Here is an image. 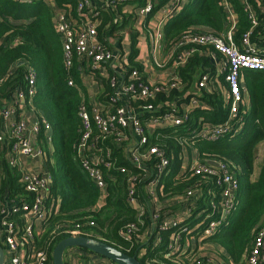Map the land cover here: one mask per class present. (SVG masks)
Instances as JSON below:
<instances>
[{
    "label": "trees",
    "instance_id": "1",
    "mask_svg": "<svg viewBox=\"0 0 264 264\" xmlns=\"http://www.w3.org/2000/svg\"><path fill=\"white\" fill-rule=\"evenodd\" d=\"M132 1L139 5L151 3L148 19L166 0H130ZM248 1L258 20V25L251 29L250 41L262 45L264 12L261 4L263 2ZM224 2L230 6L236 18L232 32L233 41L242 48L241 37L251 28L243 8V0H190L180 10L171 14L163 24L164 54L175 49L183 36L193 32L205 30L220 34L227 30ZM75 5L76 0H31L30 4L20 0H0V104L7 98L14 97L17 91L26 92L25 70L27 66L31 67L35 74L33 85L35 91L31 106L38 116L50 124L49 142L44 144L45 153L41 158L50 176L49 196L45 205L51 207V211L41 222L42 229L35 236L34 242L37 247L47 251L48 264H52V249L55 244L71 236L70 231L75 229L88 231L93 238L103 240L136 257L135 250L141 245L135 243L131 250H127L128 242L123 238L125 226L137 220L135 207L126 200L127 175L111 170L113 179L107 180V194L102 205L97 207L100 199L98 190L83 171L77 155L76 146L80 127L78 106L82 99L81 91L84 92L85 88L76 67L72 69L75 85L67 84L61 38L54 27L59 9H65L73 19L82 16L75 11ZM99 20V31L109 24V29L107 28L109 33L128 27L131 48L130 68L141 70V65L133 60L137 54L135 48L137 33L131 28V15H122L120 24L113 23L106 13L101 14ZM188 49L195 51L177 70L182 88L171 90L167 95L162 93L157 100L160 102L181 96L182 101L193 96L207 104L208 108L193 109L189 119L181 126L163 127L155 131L156 137H151L152 143L164 146L166 155L170 159L171 173L166 178L160 195L178 200L187 187L204 179L192 175L187 167L180 174L177 173L183 145H191L199 160H221L227 163L232 168L238 183L235 203L222 225L212 235L205 237L203 242L219 245L233 263L245 264L256 233L264 226V156L257 166L256 178H252L256 167L257 149L264 142V71L244 70L241 73L249 105L245 104V109L243 111L241 109L232 119L233 124L236 121L242 123L237 134H228L214 141L200 137L191 138L188 134L190 131H198L204 125L210 127L222 124L227 119L228 100L224 74L214 78L215 64L210 57L213 52L212 47L183 43L178 48L181 51ZM215 57L221 59L216 53ZM203 74L211 76L210 88H198L196 85L197 91H190ZM107 88L105 84V90ZM38 139H43L42 129L39 130ZM105 144L112 148L113 155L117 157V165L129 166L121 146H113L111 138L106 139ZM0 169L3 173L0 196L4 190H7V198L25 197L29 200L30 197L19 181L18 170L10 167L4 159H0ZM141 190L138 189L142 192ZM56 199H59V205L55 209L53 201ZM206 202L207 200L199 199L193 213L206 206ZM89 221H93L94 226L89 227ZM195 223L197 219H193V225ZM143 228L145 224L137 232L140 233V229ZM174 230L173 228L158 230L160 240L157 243L153 245L152 237L146 244L144 243L145 255L139 258L142 264H185V257L190 252L183 254L178 251L170 257L166 256L168 240ZM200 230L198 224L193 228V235L199 234ZM207 259V256H202L193 264H213ZM260 264H264V258Z\"/></svg>",
    "mask_w": 264,
    "mask_h": 264
},
{
    "label": "built area",
    "instance_id": "2",
    "mask_svg": "<svg viewBox=\"0 0 264 264\" xmlns=\"http://www.w3.org/2000/svg\"><path fill=\"white\" fill-rule=\"evenodd\" d=\"M30 3L31 0H20ZM130 0H76L75 11L82 16L71 18L65 9H59L55 19V31L61 38L62 60L67 73V84L75 85L72 69L77 68L78 76L85 88L81 91L82 99L78 106L80 120L79 138L77 140V155L81 167L87 177L92 181L100 196L107 194V180L113 179L111 170L127 175L126 200L133 206L139 204L143 192L152 194L160 185L163 177L170 167V159L166 155L162 144L152 143L151 137H156V130L163 127H178L187 121L190 112L195 109H207L208 105L199 102L196 97L188 98V108H183L179 101L181 96L158 101L157 97L171 90L182 88L181 78L177 72L194 49L178 50L183 43L195 45H210L213 52L211 60H217L215 53L221 56V65L217 70L216 78L224 74L228 100L227 119L222 124L202 127L198 131L192 130L188 134L191 138L200 137L214 141L225 135H235L242 123L232 119L242 109H245V90L241 82V73L244 70L264 71V46L250 41L251 29L258 25L254 9L248 0H243V8L250 21L251 28L241 37L239 48L233 41L232 32L236 21L230 6L224 2L228 28L224 33L213 34L205 30L193 32L183 36L182 41L163 58L157 59L159 44L163 39V24L165 18L173 14L182 0H171L163 11L164 17L152 27L148 28V37L153 51V64L157 69L170 66L174 74L164 82L149 80L142 73V69L130 68L129 52L125 54L119 45L120 37L109 33V27L99 31L100 15L102 10L99 4L106 5L113 11L117 6ZM261 7L264 12V0ZM95 3H97L96 7ZM152 5L146 2L142 6L134 7L128 13L135 17L146 16ZM113 19L116 23L118 17ZM108 28V29H107ZM122 41V40H121ZM134 61H136L134 59ZM141 66H145L142 62ZM26 92L17 91L12 97L14 105L4 107L0 104V151L4 152V160L10 167H15L20 173L19 181L30 197L7 198V190L0 196V243L4 250L10 253L8 264H48V253L42 247H37L35 236L39 233L32 221L46 219L51 207L45 205L49 196V173H36L25 171L20 162L21 157H42L45 153L44 144L49 142L50 124L38 116L31 106L34 120L28 125L25 119L11 121L16 112V103L21 99H32L34 95L35 74L31 67L25 70ZM211 76L203 74L197 81V87L210 88ZM107 84V90H105ZM185 99V98H184ZM7 128L8 141H6L4 128ZM42 129L44 142L38 139L39 130ZM111 138L115 143L123 144V152L129 166L117 165V157L113 155L112 148L105 144ZM8 142V145H7ZM182 144V141H180ZM191 174L198 175L200 179L187 187L178 200L186 201V208L179 215L178 222L175 212L160 210H147L139 204L136 208L137 220L128 223L123 229V238L128 242L127 250H131L135 243H139V228L145 224L150 231L175 229L167 245L166 256L180 252L183 235H190L193 239V227L200 225L199 238L212 235L222 225L229 215L235 201L238 183L232 168L221 160L191 161L189 166ZM3 173L0 169V188ZM138 189H142L138 191ZM205 191L208 195L207 205L197 210L194 203ZM200 198V199H201ZM169 203H174L173 201ZM5 204L10 205L8 217L3 216ZM196 204V203H195ZM169 207V206H168ZM165 208L164 210L168 209ZM174 214V215H173ZM169 215L171 217H169ZM173 215V216H172ZM169 218H168V217ZM144 219V220H143ZM193 219L197 223L193 225ZM191 224V225H190ZM89 227L94 226L93 221L88 222ZM78 227V225H77ZM71 236L92 237L90 232L83 230L70 231ZM191 239V240H192ZM21 247L25 249L22 254ZM207 261L210 258L207 256ZM264 258V226L261 227L254 238L252 248L247 255L245 264H260ZM193 264V262H192Z\"/></svg>",
    "mask_w": 264,
    "mask_h": 264
},
{
    "label": "crops",
    "instance_id": "3",
    "mask_svg": "<svg viewBox=\"0 0 264 264\" xmlns=\"http://www.w3.org/2000/svg\"><path fill=\"white\" fill-rule=\"evenodd\" d=\"M189 1L190 0H182L180 5L178 6V8H176L175 10L176 11L180 10ZM170 2H171V0H166L165 2H163L156 9V11L152 14V16L149 17L148 19H147V15L143 16V17H140V16L135 17L134 14L130 13L131 21H132L131 28L133 29V31H136V33H137L136 37H135V39H136L135 48L137 49V54L134 57V59L136 60L134 62L135 63L142 62L143 64H145V66H141V69H142L141 71L144 74V76L147 77L149 80L164 82L165 80H167L169 77H171L174 74V71H172L170 66H165L162 69H157L155 67V65L152 62V60H153L152 46H151V42H150V39H149L148 34H147V32H148L147 30L150 26L152 27L158 21L162 20V18L164 17L163 11H164L165 7L170 4ZM30 3H28V4H30ZM95 5L97 8H99V7L101 8L102 14L103 13L108 14L112 20L115 19L114 16L118 17L117 22L119 24L122 21L121 20L122 15L129 14L128 12L131 9H133L134 7L142 6V5H139L135 1H132V2L129 1L127 3L118 5L116 10L113 11L112 9H110L106 5L99 4L100 5L99 7L97 6V3H95ZM234 18H235V16H234ZM166 19H167V17L165 18V20ZM235 21H236V18H235ZM127 28L128 27H126L123 30H118V31L115 30V33L122 40V41L119 40V45L121 46V48H122V45H121L122 42L128 44V46H129L128 52H129V57H130V53H131L130 32ZM161 42H162V45L160 46V48L157 49V52L154 53V56L157 59H161L164 56L163 39ZM259 46L263 47L264 42L262 43V45H259ZM214 64H215V71H214V76H215L217 73V70L219 68V65H221L220 59L217 58V60L214 61ZM241 82L243 84L242 80H241ZM196 85H197V83H195V85L192 87V89H190V91H192V90L197 91ZM244 97H245L244 98L245 103L248 106L249 105L248 98L246 96H244ZM31 102H32V99L28 100L27 98L21 99L20 101H18L16 103V112L12 115L11 121H15L16 119L21 118V119H25L26 122L28 123V125L30 123H32L35 115L33 114V111L31 109ZM199 102H200V104L202 103L201 101H199ZM1 104L4 107H11L14 105V102H13L12 97H9L6 100H4V102H2ZM179 104L183 108L189 107L188 100H182V101L180 100ZM204 127H207V125H204ZM0 130H2V128H0ZM4 132H5V137L7 139L6 141H8V133H7L6 127L4 128ZM43 142H44V136H43V139L41 140L40 143L43 144ZM45 143H47V142H45ZM113 144H114L113 146L119 145V146L123 147L122 143L117 144V143L113 142ZM7 145H8V142H7ZM182 147H183L182 153L179 157L180 165H179V168L177 169V173H179V174L181 173L182 170H184L186 167L189 166L191 161H194V159L196 158L195 149L191 145H189V144L185 145V146L183 145ZM0 159H4V152L3 151H0ZM19 163L22 164L25 171L43 173V174L48 173L47 166L42 161L41 157H35V158L21 157ZM170 173H171V171H170V167H169V170L166 172V174L163 177L160 185H164L165 180L169 176ZM158 189H160V188L157 186L152 194H148L146 192H143V197L141 198L139 204L142 205L147 210H160L162 213H164V211H169L170 213L175 212L177 215L173 214L174 215V216L172 215L173 218L177 217L178 222H181L182 219L180 218L179 215L186 208V206H185L186 201L185 200H177V199L172 198V197L166 198V196L161 197ZM105 196H100V194H99L100 199H99V203L97 204V207L102 205ZM201 196H202V198L200 197L201 199H203L205 201L208 200V195H207V193H205V191L202 192ZM198 200H197V202H198ZM171 201H173L174 203H169ZM53 202H54V204H53L54 208L56 209L59 205V199H56ZM195 203H194V206H196ZM139 204L135 203L133 207H135V209H136V208H138ZM206 204H207V202H206ZM198 206H199V204H198ZM167 207H168V209L164 210ZM9 211H10V205L5 204L3 216L7 218L9 216L8 215ZM169 217H171V216L169 215ZM32 222L34 224V227L36 228V232L40 233V231L42 229L41 223H40V225L35 226L37 220H34ZM189 236L190 235H183V239L181 241L182 246L180 249V253L184 254V253L190 252V254L187 257H185V264H192V262H194L195 260H197L198 258H200L202 256H208L211 260V263H213V264H236V263L232 262V260L229 258V256L225 252V250L222 247H220L219 245L214 244L213 242H203L204 238L196 239V237H198L197 235H193V239H192V237L189 239ZM151 237H152L151 241H152L153 245L160 240L159 232H152V231H150L149 227L146 228V226H145V228L140 229L138 239H139V243H141V245L138 248H136V250H135V253L137 254L138 259L144 257L145 251H146V246L144 245V243L146 244V242L149 241ZM169 240H170V238H169ZM169 240H168V242H169ZM20 252L22 254H25V249L23 247H21ZM9 258H10V253L8 251L4 250V264H8ZM63 263L64 264H115L111 260H109L105 257H102V256H100L94 252H91V251H88L85 249H80L77 247H71V248H68L64 251Z\"/></svg>",
    "mask_w": 264,
    "mask_h": 264
},
{
    "label": "water",
    "instance_id": "4",
    "mask_svg": "<svg viewBox=\"0 0 264 264\" xmlns=\"http://www.w3.org/2000/svg\"><path fill=\"white\" fill-rule=\"evenodd\" d=\"M71 247H81L105 257L115 264H142L135 256L127 254L111 244L87 236H68L58 241L52 249V264H64L63 253ZM0 264H4V249L0 243Z\"/></svg>",
    "mask_w": 264,
    "mask_h": 264
},
{
    "label": "rangeland",
    "instance_id": "5",
    "mask_svg": "<svg viewBox=\"0 0 264 264\" xmlns=\"http://www.w3.org/2000/svg\"><path fill=\"white\" fill-rule=\"evenodd\" d=\"M121 45H122V51H123L125 54H127L128 51H129V46H128V44L122 42ZM161 45H162V42L159 44V48H160ZM263 156H264V142H263L262 144H260V145H259V148L257 149L256 167H255L254 172H253V174H252V178H253V179L256 178L257 170H258L257 166H259L260 160H261V158H262ZM40 223H41V220H37L35 226L40 225ZM196 227H197V225H195L193 228H196Z\"/></svg>",
    "mask_w": 264,
    "mask_h": 264
}]
</instances>
